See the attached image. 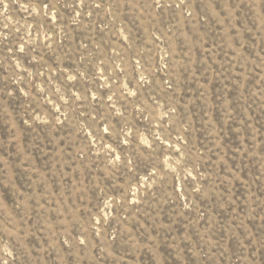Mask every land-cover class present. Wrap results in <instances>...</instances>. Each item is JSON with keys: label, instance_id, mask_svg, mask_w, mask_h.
I'll return each mask as SVG.
<instances>
[{"label": "rangeland", "instance_id": "374dc122", "mask_svg": "<svg viewBox=\"0 0 264 264\" xmlns=\"http://www.w3.org/2000/svg\"><path fill=\"white\" fill-rule=\"evenodd\" d=\"M0 264H264V0H0Z\"/></svg>", "mask_w": 264, "mask_h": 264}]
</instances>
